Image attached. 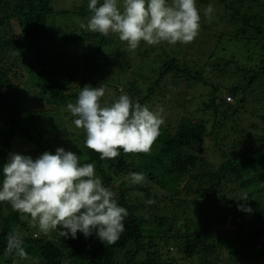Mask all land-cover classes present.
Returning <instances> with one entry per match:
<instances>
[{
    "label": "trees",
    "instance_id": "obj_1",
    "mask_svg": "<svg viewBox=\"0 0 264 264\" xmlns=\"http://www.w3.org/2000/svg\"><path fill=\"white\" fill-rule=\"evenodd\" d=\"M196 1L201 4L196 41L172 47L205 53V36L212 34L219 50L208 55L204 68L219 76L209 79L202 66L177 57L178 47L159 57L164 61L145 62L141 54L134 51L132 57L128 48L116 51L113 40L85 29L73 31L64 42H93L92 56L70 61L58 53L49 55L43 46L57 39V28L51 27L56 18L53 0H0V182L17 147L14 138L28 142L33 147L29 156L35 159L68 137L70 143L79 142L72 152L83 159L81 164L93 163L104 186L128 211L119 240L106 246L95 232L87 238L78 232L75 239L60 235L59 229L45 235L29 215L0 202V264H264V107L259 99L249 105L246 96L254 83L259 95L264 93V0ZM89 3L85 0L75 9L85 24ZM208 5L213 7L210 21L204 15ZM107 46L113 49L109 56L115 72L129 79L124 89L133 103L147 106L162 97V88L175 84L207 91L186 99L189 104L199 97L207 101L183 118L179 115L174 127L171 119L165 121L147 153L118 149L116 158L101 160L85 147V131L69 117L67 104L75 103L80 89L102 84L94 73L103 68L98 58ZM104 88L101 104L124 93L118 85ZM225 91L228 96L223 97ZM254 114L261 117L248 127L244 122H251L247 118ZM70 121L73 128L66 124ZM259 121L263 127L255 123ZM56 138L61 141L53 144ZM238 139L240 154L235 150ZM208 142L222 159L219 166L206 155ZM132 172L144 173L147 182L132 184ZM245 193L247 201L241 200ZM10 232L22 238L29 259L5 254Z\"/></svg>",
    "mask_w": 264,
    "mask_h": 264
},
{
    "label": "clouds",
    "instance_id": "obj_2",
    "mask_svg": "<svg viewBox=\"0 0 264 264\" xmlns=\"http://www.w3.org/2000/svg\"><path fill=\"white\" fill-rule=\"evenodd\" d=\"M88 9L91 15L80 27L104 36L118 34L128 50L137 49L141 41L148 45L188 44L201 26L196 0H90ZM212 13L213 7L208 5L204 15L209 21ZM104 95L103 84L85 85L75 103L67 104L74 125L86 133L85 147L98 153L101 160L116 158L120 155L118 149L124 153L149 152L164 124L162 116L133 103L126 94L111 104H101ZM2 171L0 202H8L14 211L29 215L33 226L45 235L59 229L60 235L75 239L78 232L85 238L95 232L108 246L115 244L125 230L127 209L119 206L115 193L104 186L94 164H81L80 157L70 150L60 147L55 154L45 151L35 159L12 153ZM130 180L134 185L144 184L147 177L132 172ZM247 199L245 193L241 200ZM238 209L252 212L245 205H238ZM5 254L29 259L22 238L11 232Z\"/></svg>",
    "mask_w": 264,
    "mask_h": 264
},
{
    "label": "rangeland",
    "instance_id": "obj_3",
    "mask_svg": "<svg viewBox=\"0 0 264 264\" xmlns=\"http://www.w3.org/2000/svg\"><path fill=\"white\" fill-rule=\"evenodd\" d=\"M85 0H53V6L54 9L56 11L55 15L56 18L54 19V21L51 22V27L54 28L56 27V34H57V39L55 41H51L48 42L45 46H43V49L49 53V55L52 54H61L64 57V60H70L73 61L75 59H85L87 56H92V52L94 50V43L93 42H88V41H80V42H74L71 44H65L64 39L66 37H72V33L73 31H76L79 33H81L82 28L80 27V24L83 22L85 23L86 20H84L81 17H78L76 15L75 12H77L75 9L78 6H81L82 3ZM120 2H122V0H120ZM197 4V1H196ZM197 5H201L198 4ZM200 11V9H198ZM66 11L67 13L64 14L63 12ZM73 28L74 30L70 29ZM201 28V27H200ZM201 35V34H200ZM108 39L113 40L115 43L114 48L118 49L116 51L122 50V49H126L127 48V43L126 42H121L118 38V34L115 33H109L106 36ZM206 39V51L205 53H199L196 51H192L190 49H185L182 45L180 47L176 46V47H172L171 44H168L167 42H161L158 45H148L146 44V42L141 41L140 45L138 46L137 49L135 50H131L132 52V57H133V53L135 51L136 54H141L142 57L140 58L141 61H145L148 62L147 60H157V61H164L165 59L159 58L160 56H164L166 51H170L171 48H177L179 49V56H177L181 61H187L190 64L196 65L197 67L202 66V68L206 67L205 63H208V55H210L211 53H213V51L216 50V52H218L219 48H217L216 43L217 40L216 38L211 34H207L205 36ZM197 40L200 41V37L197 38ZM225 40V38H224ZM196 40H193V42H195ZM150 47L155 48L154 51L151 54H148L149 56L145 58V52L146 51H150ZM229 47H231V43L229 44ZM163 48V49H162ZM112 48L111 46H107L103 53L101 54V56L98 58V62H101L103 65V68L101 71L96 70L94 73L95 78L97 79L98 77L100 78L99 80H97L98 82L102 83L103 86L107 87V88H111L113 85H118L121 86L123 89L126 88V86L128 85V77H124L123 75H118L114 68H116L115 64L113 62H111V60L113 58H111V56H109V54L112 52ZM97 58V57H96ZM147 59V60H146ZM153 63V62H152ZM206 70V68H204ZM193 72H196V69H192ZM202 71V70H199ZM201 73V72H200ZM205 75L207 79L213 78L212 75H214L215 77L219 76V73L217 74H209V71L206 70L205 71ZM103 74L106 75V77H103ZM258 83H254L253 85H251V87L249 88V90L247 91V101L249 103V105L251 104V102L253 101H260L261 104H263L262 106L264 107V93L259 91L261 93V95H259L258 91L256 90V87ZM172 86V87H169ZM168 87H164L162 88V97H160L159 99H155L153 101H150L147 104V107L149 108L150 111L156 112L158 114H160L162 116V118L164 119V124L165 121L171 119L172 120V126H176L179 122H175V120L178 119L179 115H182V118L185 114H187L188 112L190 113L191 111H194L197 108V105L199 103L202 102V100H206V98L203 97H199V100H193L190 102L189 104V100L190 97L191 99L193 98V96L197 95L200 96L201 93H207L206 89H204L201 86H197L194 89H187L189 87V85H187L186 83H183V85L178 86V85H169ZM252 88V89H251ZM257 91V92H255ZM223 93V92H222ZM126 94L127 92L124 89V93H121L118 95V97L120 95ZM177 94H179L177 96ZM192 95V96H191ZM223 97L228 96L226 94V91L222 94ZM164 98V99H162ZM168 98L173 100V103H168ZM189 98L188 101H186V99ZM251 100V101H250ZM207 101V100H206ZM227 101L234 104V98L233 99H229V97H227ZM198 102V103H197ZM200 105V104H199ZM249 105L245 104V107H249ZM163 110L162 112L160 110ZM242 116V113H241ZM253 117H248L247 119H249L251 122H249L248 120H246V122H244V124L248 123V127L251 126L252 121L257 120V116L261 117V115H257L254 114L252 115ZM70 118L72 117L69 116ZM187 118V117H186ZM182 120V119H181ZM181 122V121H180ZM257 124H259L261 127H263V122L259 121V122H255ZM66 124H70L68 125V127H72L74 125H71L72 122H67ZM240 126L243 125V123L239 122ZM244 126V125H243ZM247 128V127H244ZM248 129V128H247ZM259 132H254L252 131V134H258ZM261 133H264L263 131ZM61 140L56 138L53 139V144H58ZM13 142H17V147L14 149V153H19L22 155H29V151L31 149L32 151V146L30 144H28V142H25L23 140H20V138L16 137L13 139ZM233 141H231L232 144ZM52 144V145H53ZM65 145L64 147L61 145ZM76 144H79V142L76 143H70V139L68 137H64L62 138V141L58 144V145H54L52 148L51 153L55 154V151L57 148H64L66 151H72L73 147H75ZM240 146V140L238 139V148L235 149L237 150V154H240L242 152V147ZM50 152V151H49ZM206 155L208 156V159L215 164L216 166H219L222 162L221 157L219 156V154L216 152V150L213 149V147L210 145V143H207V151H206ZM32 157V154H31ZM83 160V159H82ZM81 158H80V162H82ZM174 249L172 250V255L175 256V254H178V251L176 250V247H173ZM181 256V255H179ZM177 256V257H179Z\"/></svg>",
    "mask_w": 264,
    "mask_h": 264
}]
</instances>
